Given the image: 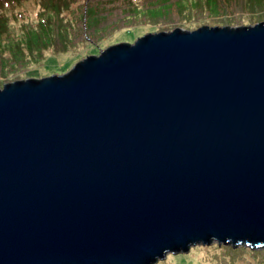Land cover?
<instances>
[{"label":"water","instance_id":"95a60500","mask_svg":"<svg viewBox=\"0 0 264 264\" xmlns=\"http://www.w3.org/2000/svg\"><path fill=\"white\" fill-rule=\"evenodd\" d=\"M264 247V20L148 32L0 87V264Z\"/></svg>","mask_w":264,"mask_h":264},{"label":"rangeland","instance_id":"374dc122","mask_svg":"<svg viewBox=\"0 0 264 264\" xmlns=\"http://www.w3.org/2000/svg\"><path fill=\"white\" fill-rule=\"evenodd\" d=\"M1 11L16 20L0 47V87L19 78L65 72L102 47L133 42L148 32L253 24L264 20V0H19ZM39 21L52 32L41 34L47 43L32 51L27 28L33 22L42 31ZM153 264H264V247L214 240L170 251Z\"/></svg>","mask_w":264,"mask_h":264},{"label":"trees","instance_id":"16d2710c","mask_svg":"<svg viewBox=\"0 0 264 264\" xmlns=\"http://www.w3.org/2000/svg\"><path fill=\"white\" fill-rule=\"evenodd\" d=\"M65 1L68 2V0H65ZM18 2H19V0H0V47L3 45L2 41H3L4 33H6V30L8 28L10 29L11 21L16 20V18L15 19H13L12 17L9 18L7 15H5L3 13V11H1V9L2 8H5L6 10L11 9ZM41 21H39V23ZM41 24H43L42 31L39 30L38 26L34 25L33 22L29 23V25H28L26 35L29 38H26V39L29 41V44H30V47H31L32 51L34 50L35 47H39L41 44H46L47 43V40L44 37L40 38L41 34L46 33L47 32L46 30H48L49 32H52L49 29L51 26H49L48 23L46 24L45 22H41ZM45 27H47V28H45Z\"/></svg>","mask_w":264,"mask_h":264}]
</instances>
